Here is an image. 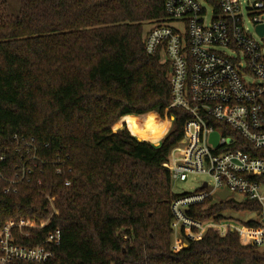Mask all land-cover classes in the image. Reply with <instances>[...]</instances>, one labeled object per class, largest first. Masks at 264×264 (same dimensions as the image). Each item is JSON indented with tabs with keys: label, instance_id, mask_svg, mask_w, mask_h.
<instances>
[{
	"label": "trees",
	"instance_id": "1",
	"mask_svg": "<svg viewBox=\"0 0 264 264\" xmlns=\"http://www.w3.org/2000/svg\"><path fill=\"white\" fill-rule=\"evenodd\" d=\"M166 15L165 0H20L17 15L0 0V229L44 224L49 195L59 213L29 236L15 230L16 240L62 234L54 259L13 264H264V248L238 232L209 230L172 250L176 195L164 163L190 114L171 106L169 65L144 46ZM260 210L209 199L188 216Z\"/></svg>",
	"mask_w": 264,
	"mask_h": 264
},
{
	"label": "built area",
	"instance_id": "2",
	"mask_svg": "<svg viewBox=\"0 0 264 264\" xmlns=\"http://www.w3.org/2000/svg\"><path fill=\"white\" fill-rule=\"evenodd\" d=\"M165 11L166 21L153 23L144 46L148 54H161L168 63L171 106L187 110L190 116L164 166L172 182H185L190 175L210 180L193 192L175 194L172 250L178 251L186 245L183 240L195 241L209 230L222 237L238 232L243 244L260 246L264 243V155L260 154L264 150V34L258 26L264 24V0H165ZM15 183L11 180L5 191H16ZM223 191L231 193L226 199L258 202L259 226L231 218L216 221L188 216L192 206ZM47 198L52 212L44 224L18 222L0 229V264L43 263L56 257L53 247L61 241L59 228L34 246L18 243L14 232L29 236V228L51 222L58 209Z\"/></svg>",
	"mask_w": 264,
	"mask_h": 264
},
{
	"label": "rangeland",
	"instance_id": "3",
	"mask_svg": "<svg viewBox=\"0 0 264 264\" xmlns=\"http://www.w3.org/2000/svg\"><path fill=\"white\" fill-rule=\"evenodd\" d=\"M8 3H9V9H10L11 14L17 15L19 13V10H20V0H8ZM247 24L251 28V30L253 31L252 25L248 22H247ZM203 181H210V180L208 177H206L204 175H190L188 177L187 181H185V182H175V181L172 182V192L174 194L193 192L199 188V186L201 185V183ZM238 198L240 200L243 199L241 197H238ZM218 199H220L218 196H214V200H218ZM58 213H59V209H58ZM233 214H234L233 219L239 220L241 222L249 220V219H254L257 221L261 220V217L257 213L241 212V213H233ZM183 241L185 242V240H183ZM259 247L264 248V243L262 245H260Z\"/></svg>",
	"mask_w": 264,
	"mask_h": 264
},
{
	"label": "water",
	"instance_id": "4",
	"mask_svg": "<svg viewBox=\"0 0 264 264\" xmlns=\"http://www.w3.org/2000/svg\"><path fill=\"white\" fill-rule=\"evenodd\" d=\"M258 31H259L260 34H262V35L264 34V24L258 26ZM213 136L216 138V140H215V143H216L217 142L218 133L215 132L213 134ZM217 195H218V197L220 199L225 200L228 196L231 195V193L227 192V191H223V192H218Z\"/></svg>",
	"mask_w": 264,
	"mask_h": 264
}]
</instances>
